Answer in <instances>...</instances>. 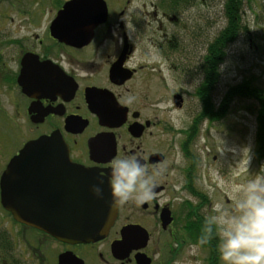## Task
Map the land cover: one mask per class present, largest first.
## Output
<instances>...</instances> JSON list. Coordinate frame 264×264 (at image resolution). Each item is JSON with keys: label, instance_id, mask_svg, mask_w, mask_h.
I'll return each mask as SVG.
<instances>
[{"label": "flooded vegetation", "instance_id": "flooded-vegetation-1", "mask_svg": "<svg viewBox=\"0 0 264 264\" xmlns=\"http://www.w3.org/2000/svg\"><path fill=\"white\" fill-rule=\"evenodd\" d=\"M67 1L49 0L46 12L28 5L15 18L0 16L8 37L23 31L11 42L16 56L0 60V84L16 94L17 114L32 134L26 141L57 134L72 163L106 178L111 161L122 155H135L161 174L152 198L118 206L97 241L63 242L11 216L32 237L20 240L0 225L13 239L14 258L6 264H141L140 256L144 264H222L217 239L204 240V223L218 204L231 208L233 200L216 190L209 156L214 164L217 156L200 137L217 118L213 92L223 62L217 64L214 53L207 60L208 43L198 62L181 61L188 57L174 35L166 40L162 34L160 44L138 28L152 18L159 27L162 20L180 25L167 13L168 0H103L106 14L90 40L66 44L50 28ZM9 48L0 39V54ZM185 80L191 95L178 88Z\"/></svg>", "mask_w": 264, "mask_h": 264}, {"label": "rangeland", "instance_id": "rangeland-1", "mask_svg": "<svg viewBox=\"0 0 264 264\" xmlns=\"http://www.w3.org/2000/svg\"><path fill=\"white\" fill-rule=\"evenodd\" d=\"M155 2V0H153ZM224 0H181L178 10L168 9L169 16L175 15L180 19V25H173L169 20H162V27L152 20L140 22L138 28L154 42L164 41L162 34L166 33V40L174 35L183 48L188 60L198 62L199 57L205 52L206 44L214 39L224 27L226 17L223 13ZM49 0H0V16L22 13L26 6L33 9L39 6L49 8ZM30 9V8H29ZM1 19V17H0ZM18 19V18H17ZM15 19V21L17 20ZM242 31L235 39L223 48L220 77H217L213 92L215 109L220 106L223 99L225 104L214 126L207 128L200 137V142L207 140L212 145V153L217 156V161L212 164V181L218 191H226L232 200L234 189L238 185L247 183L248 180L264 175V158L257 155L256 132L258 125V111H262L261 103L249 95L243 96L241 89L254 90L264 97V0H245L242 8ZM12 29V28H11ZM10 31L1 32L0 39L8 43L10 48L1 58L16 56L17 49L11 45L13 39L21 37L23 31L14 34ZM203 41V43H202ZM197 53L198 58L194 57ZM219 75V74H218ZM0 83L2 79H0ZM240 88H236L239 87ZM0 84V174L9 159L17 149L32 134L24 127L22 118L17 114L18 101L16 94L7 92ZM178 88L192 94V83L185 80L179 83ZM240 90V91H241ZM222 169L223 174L218 172ZM228 173L225 174V170ZM11 215L6 213L0 205V225L7 224L17 238L27 240L32 237V232L19 228L11 223ZM26 264H31L25 262Z\"/></svg>", "mask_w": 264, "mask_h": 264}, {"label": "water", "instance_id": "water-1", "mask_svg": "<svg viewBox=\"0 0 264 264\" xmlns=\"http://www.w3.org/2000/svg\"><path fill=\"white\" fill-rule=\"evenodd\" d=\"M105 14L103 0H69L52 22L51 34L66 44L84 45ZM100 177L105 180L102 200L90 192ZM110 199L107 178L72 163L57 134L26 141L0 174V204L12 218L63 242L104 238L117 214L118 206L110 207ZM112 250L120 255L119 246L112 245ZM137 260L145 262L141 256Z\"/></svg>", "mask_w": 264, "mask_h": 264}, {"label": "clouds", "instance_id": "clouds-1", "mask_svg": "<svg viewBox=\"0 0 264 264\" xmlns=\"http://www.w3.org/2000/svg\"><path fill=\"white\" fill-rule=\"evenodd\" d=\"M159 169L149 170L135 155H122L111 161L107 173L110 207L129 201L150 200ZM104 178L90 185L92 196L104 198ZM231 208L218 204L214 215L204 223L205 242L215 237L222 264H264V175H258L234 189Z\"/></svg>", "mask_w": 264, "mask_h": 264}, {"label": "trees", "instance_id": "trees-1", "mask_svg": "<svg viewBox=\"0 0 264 264\" xmlns=\"http://www.w3.org/2000/svg\"><path fill=\"white\" fill-rule=\"evenodd\" d=\"M181 0H168V9L178 10L183 4ZM245 4V0H224L223 1V13L226 17V22L223 29L215 36V38L208 42L207 49L208 55L207 60L210 59L211 54H215V61L219 64L222 61L223 48L226 44L232 42L235 37H237L242 31V8ZM213 54V55H214ZM236 88H240L236 87ZM241 90V89H240ZM243 96L249 95L250 97L255 98L261 103L262 111H258V125L256 132V144H257V155L261 158H264V97L260 99V93L257 94L254 90L244 89L241 91ZM208 104V102H206ZM212 105L211 102H209ZM225 104V99H223L220 106L217 108L216 115H220L221 110ZM13 239L9 230L0 226V264L10 263L13 260ZM8 260V261H7Z\"/></svg>", "mask_w": 264, "mask_h": 264}]
</instances>
